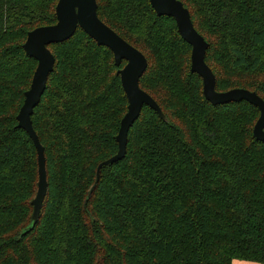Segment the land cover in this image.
<instances>
[{"label":"trees","instance_id":"trees-1","mask_svg":"<svg viewBox=\"0 0 264 264\" xmlns=\"http://www.w3.org/2000/svg\"><path fill=\"white\" fill-rule=\"evenodd\" d=\"M59 0H0V264H264V141L249 101L214 105L191 71L192 46L150 0H97L101 20L142 51L148 105L128 135L113 51L78 27L49 48L56 62L32 115L45 147L48 192L32 223L39 166L17 115L38 61L28 32L56 23ZM209 42L218 91L264 99V0H181Z\"/></svg>","mask_w":264,"mask_h":264},{"label":"water","instance_id":"water-1","mask_svg":"<svg viewBox=\"0 0 264 264\" xmlns=\"http://www.w3.org/2000/svg\"><path fill=\"white\" fill-rule=\"evenodd\" d=\"M150 2L158 15H167L175 19L181 36L192 46L191 71L202 77L206 99L214 105L242 100L256 105L260 110V116L255 123L253 133L257 140L264 141V99L256 91L247 88L218 91L216 75L206 62L209 42L196 29L190 10L181 0H150ZM56 15V23L29 31L23 45L25 52L38 61L30 88L25 92L24 103L17 115L18 127L27 131L38 153L39 181L37 194L32 200L33 225L40 218L48 192L45 147L34 129L32 115L42 99L48 78L55 68L56 58L49 48L50 44L70 39L78 27H81L98 45H105L113 51L117 66H120L123 60L127 61L118 70L129 101L128 110L121 120L116 136L118 151L98 165L96 183L100 179L102 166L113 164L126 156L129 131L140 117L144 105L150 106L162 119L168 121L157 101L140 86V79L148 67L147 57L101 20L98 14L97 0H59L56 6Z\"/></svg>","mask_w":264,"mask_h":264},{"label":"crops","instance_id":"crops-1","mask_svg":"<svg viewBox=\"0 0 264 264\" xmlns=\"http://www.w3.org/2000/svg\"><path fill=\"white\" fill-rule=\"evenodd\" d=\"M235 264H260L252 261H236Z\"/></svg>","mask_w":264,"mask_h":264}]
</instances>
